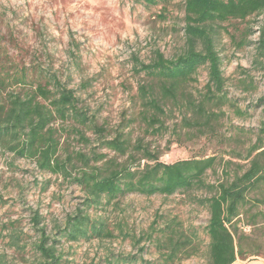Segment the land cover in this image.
Instances as JSON below:
<instances>
[{"label": "rangeland", "instance_id": "obj_1", "mask_svg": "<svg viewBox=\"0 0 264 264\" xmlns=\"http://www.w3.org/2000/svg\"><path fill=\"white\" fill-rule=\"evenodd\" d=\"M183 3L171 0L147 6L129 0H0V71L26 69L32 73L41 69L54 74L73 91L77 107L88 118L85 126L72 119L55 120L51 125L59 142L58 158L68 165L71 178L82 167L78 153L87 158L104 155L105 160L127 165L133 156L136 165L141 157L134 148L137 143L167 164L216 157L214 170L204 178L210 185L232 179L247 168L246 155L262 121L263 107L256 104L264 97V72L254 49L258 30L264 25L262 15L217 27L215 46L229 101L221 108H210L218 114L216 122L210 123L212 131L188 125L196 116L187 100L201 101L207 82L205 67L198 69L195 82L181 88L186 99L162 104V132L154 134L147 126L138 87L149 84L150 78L138 73V64H148L155 50L167 59L182 51ZM249 32L251 36L246 38ZM9 91L25 93L29 88L14 85ZM5 95L0 89V103ZM76 129L85 141L79 139ZM97 129L103 134L96 133ZM117 134L129 142L124 156L101 143L102 137L111 140ZM145 163L140 161L141 166ZM71 178L41 171L34 159L16 157L0 147V258L4 262L46 264L35 247L42 230L49 245L53 243L59 264H123L120 260L130 257L131 264H162L165 251L159 232L170 224L188 236L195 234L192 239L198 244L196 254L186 259L183 254L174 264H208V212L198 202L210 196L206 190L168 197L128 194L85 209V193ZM262 193L264 200V190ZM258 198L255 192L250 194L238 217L240 231L247 238L245 250L258 255L237 258L233 264H264V220L246 225L252 214L264 212V201L258 202ZM79 210L104 223L111 237L68 241L63 229Z\"/></svg>", "mask_w": 264, "mask_h": 264}, {"label": "trees", "instance_id": "obj_2", "mask_svg": "<svg viewBox=\"0 0 264 264\" xmlns=\"http://www.w3.org/2000/svg\"><path fill=\"white\" fill-rule=\"evenodd\" d=\"M137 4L154 6L159 2L171 0H129ZM184 46L173 58H164L158 50L148 64H138V73L150 78L149 84L138 87V96L146 111L144 118L148 128L154 134L164 129L161 117L165 115L162 104L175 103L185 98L181 88L195 82L198 69L205 67L207 82L205 92L199 103L187 100V106L194 116L191 127H207L212 131L218 114L210 108H221L228 103L225 94V80L221 70V60L215 46L217 27L231 20L245 21L253 15L264 17V0H184ZM251 36L249 32L246 36ZM255 55L264 72V25L258 30L254 42ZM14 85L29 88L28 92L9 91ZM0 89L6 93L0 103V147L16 157L34 159L41 171L62 174L71 178L67 164L58 158L59 142L55 130L51 127L55 120L72 119L80 126L88 122L87 116L77 107V98L72 90L60 83L50 72L35 69L28 73L26 69L14 72L0 71ZM263 107L259 134L250 146L246 159L247 168L241 174H235L216 185L204 181L208 171L214 170L217 158L199 157L178 160L173 163H162L158 155L142 148L137 143L134 148L141 153L138 163L134 165L118 162L116 159L105 160L104 155L94 154L92 158L78 153L82 167L71 178L85 193L83 205L91 209L100 205L103 199L109 203L128 194H139L150 197L156 194L171 196L176 192H188L193 189L206 190L210 196L199 199L200 205L208 212L205 233L208 237V264H233L236 259L244 260L257 256L256 252H247L244 247L246 237L240 231L239 215L247 205L250 194H256L258 202H263L264 190V97L259 98L256 107ZM221 113V112H220ZM240 115L243 113L239 112ZM201 121V122H200ZM157 126V127H154ZM81 141L84 135L76 129ZM96 133L102 135L103 130ZM104 148L124 156L128 152L129 142L121 134L111 140H104ZM146 163L142 166L140 161ZM91 162V163H90ZM72 166H70L71 168ZM264 203V202H263ZM247 213V211H246ZM264 220V212L258 211L250 216L247 226H255L258 220ZM38 221L37 216L33 218ZM40 235L35 245L37 251L46 260V264H59L53 243L39 230ZM162 241V264H174L181 255L189 258L198 251V244L188 235L166 224L160 230ZM63 236L68 241L77 242L92 238L111 237L105 224L90 219L85 210H79L67 219ZM131 238V237H130ZM246 245V244H245ZM123 264L131 262V257L122 259ZM0 264H7L0 258Z\"/></svg>", "mask_w": 264, "mask_h": 264}]
</instances>
